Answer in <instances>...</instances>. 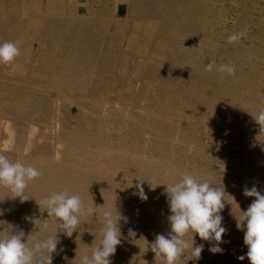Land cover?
Here are the masks:
<instances>
[{
    "label": "bare ground",
    "instance_id": "1",
    "mask_svg": "<svg viewBox=\"0 0 264 264\" xmlns=\"http://www.w3.org/2000/svg\"><path fill=\"white\" fill-rule=\"evenodd\" d=\"M209 2L210 0H0V42H19L20 48V55L14 61L0 64V152L13 162L19 160L31 164L43 173L29 182L25 190V196L29 198L26 201L21 202L19 197L9 198L7 196L11 193L7 189H0V209L4 210V214L0 216V221H3L0 222V232L6 230L7 234L12 227L14 231L24 230L26 238L30 235L32 239L36 238L40 235L41 220L47 218V212L43 211V198L53 192L67 191L70 195L79 194L85 206L94 202V205L102 207L94 216H82L81 225L72 237H67L62 232L57 233L60 241L57 249L68 251L63 256L61 252H57L59 257L63 259L67 256L70 260H78L84 254L90 255L92 249L100 244L102 212L111 209L115 217H121L124 223L121 227V244L110 257L111 264H119L123 257L120 253L124 251L129 252L128 256L123 257L125 264H161L150 245L156 234H167L171 230L163 216H169L170 211L168 208L164 213L162 208L160 210L162 204L166 207L168 205L165 185L178 182L184 174L192 175V171L183 172V167L171 166L170 163L157 166L155 158L153 160L145 156V151L149 148L146 147L145 150L138 147L134 141L128 145L120 136L116 139L111 136L104 139L102 135L104 131L108 135L120 128L121 124L132 122L137 135L152 133L159 137L163 143H157L156 146H160V152L165 154L170 148L167 150V145L163 144L169 137L180 145H187L186 139L178 138L175 131L183 117L195 124V119L200 116L198 108L189 102L191 99L200 100L206 96L210 111L216 107V97L222 94L227 99V105L231 103L232 95L222 91L218 83L217 86L214 84L213 71L197 67L200 59L195 56L196 51L210 47L208 34L215 23L207 17ZM140 37L144 41L141 47L143 51L134 52L133 47ZM125 39L124 50L127 52L123 53ZM150 47L153 50L150 58H147ZM120 52L124 54L119 60L123 68L121 79L114 74ZM227 55L230 54L219 51L216 59ZM129 64H132L130 75L125 70ZM198 74L204 78L202 85L198 82L199 77H195ZM118 81H125L127 86L122 96L126 103L121 102L125 107L118 106L117 101L121 99L117 95ZM134 84L140 88L135 92L138 95L133 92ZM132 98H135L136 103L141 99L138 101L140 104H133ZM47 103L52 108L44 109L43 105ZM48 113L53 116V124L50 126V136L46 134L49 138L45 139L46 135L42 136L38 129L33 128L37 126V120ZM90 117L96 119L95 125L91 123ZM166 121L174 124L165 128ZM26 135L29 137L27 144ZM39 139H45L46 142L38 143ZM140 143L144 146V143ZM171 150L172 148L169 152ZM175 154L174 157L177 155ZM243 157L242 155L241 158ZM223 160L220 158L213 166L210 165L211 172L204 166L209 170L207 173H212L209 177L224 178L228 175L226 161ZM250 160L248 161L253 164L257 163L254 159ZM189 163L190 161L187 165L191 166ZM169 168L174 169V179L164 174ZM256 168L252 170L256 171ZM190 169L194 172L193 168ZM137 178L145 180L142 187L147 200H141L134 194L137 192ZM129 228L136 231L134 238L128 237ZM54 229L55 225H52L49 231ZM191 236L189 233L185 239L191 242ZM194 240L197 245L204 244L202 252H210L209 241H202L198 235L194 236ZM223 241L227 243L228 240ZM239 245H232L234 255L244 256L242 246ZM55 260L56 257L53 256V264ZM179 264L199 263L183 258Z\"/></svg>",
    "mask_w": 264,
    "mask_h": 264
},
{
    "label": "rangeland",
    "instance_id": "2",
    "mask_svg": "<svg viewBox=\"0 0 264 264\" xmlns=\"http://www.w3.org/2000/svg\"><path fill=\"white\" fill-rule=\"evenodd\" d=\"M210 6H211V8H210ZM207 17L215 23H213V30L210 31L208 34L210 36V40H209L210 41L209 42L210 47L209 48H199L197 50L198 52L196 51L195 56L198 59H200V63L198 64L199 66L197 65V67L201 68V69L203 67L206 68V64H208L211 59L212 60L214 59V61H216L217 66L220 63H222V64L223 63L224 64H232V63L235 64L236 72H235L234 77L232 75H227V73H219L218 71L214 70L215 68L213 69V72H212V73H214V76H213L214 77L213 78L214 84L217 86V83H218V87L221 88L222 91L232 95L233 99H232L231 103H228V105H227V102H226L227 99H225L224 94H222V95L216 97V99H215L216 107L212 111H210L209 103L207 102L208 100H207L206 96H203L202 99H200V100H192L191 99L189 102L198 108V110L200 112L199 113L200 116L195 119V124L192 123L191 121L188 122L183 117L179 121L180 126H178L177 131H175V134L177 133L176 135L177 136L179 135L178 138L183 137L186 139L188 146L187 145L186 146L180 145L176 140H170V137H169V140L167 139L163 144V146L165 144L167 145V148L165 147L167 150L169 148L170 149L172 148V150L170 152H173L174 154L176 153L177 155L175 154L176 155L175 157L173 156L174 155L173 153L169 152L170 149L165 154L160 152V150H159V149H161L160 146H156V145H157V143L162 142V140L158 139L159 137H157L156 135H154L152 133H148L150 135H146V136L137 135V133L135 132V129H133L134 125L132 122L131 123L126 122L127 125L124 124L125 126L123 124H121L120 128L119 127L116 128L115 131L110 132L108 135H106V132L104 131L102 137L105 139V138H108V136H111L112 138L114 137L116 139L118 136H120V137H123L125 139V143L127 142L128 145L130 143L135 142L138 147L140 146L141 148H144L145 150L147 148H149L145 151L146 154L145 153L144 154H145V156H148L153 160L155 158L154 162H156L157 166H161V165L165 166L167 164L169 165V163L171 166H173V165L175 167L181 166V167H183V168L180 167L181 171H183V172L192 171V175L197 180H199V181L205 180L206 181L208 178L207 181L208 182L210 181L211 185H213L217 188H220V189L224 188V191L227 195H225V200H226L225 201V207L221 210L220 215H223L222 217L224 220V221L222 220V226L226 227L228 229V231L224 234V236L222 237V240L226 239L229 241V239H230V241L229 242L227 241V243H226V241H223V243L220 244V247L223 249L222 253L213 254L211 252H202L199 259H195L194 257L192 258V256L190 254L186 253V255L184 256V259L185 260L186 259L191 260V261L197 262L199 264L200 263H202V264H243V263L246 264L247 261L249 262V260L246 257V253H247L248 249L246 248L247 246L244 245V243H243L244 237L241 238L242 234L244 235V233H242L244 230L236 227L237 226V218L239 216L237 214L241 215L240 211L245 210V208L247 210L248 206L252 203V201L255 198L244 196L243 195V188L245 185H247L249 188H251L253 185H255L257 187V189L262 194H264V164H263L264 163V134H260V126L255 122V120L253 118V116L257 115L260 112V110H264V99H262L264 97V0H214V1L210 0L209 12L207 13ZM130 27H131V25L129 26V28ZM240 30H246V33H247L246 37H242L239 42L229 43L227 40L228 35L233 33V32H239ZM214 38H216V39H214ZM142 41L143 40L141 39V37L139 40L137 39V45L135 43V45L133 47L134 52H137V50L143 51V49H141V47L143 46L144 41L143 42ZM214 41H216V42H214ZM124 44L126 45V39L122 45L123 46V49H122L123 53L127 52L124 50V47H125ZM215 44H216V46H215ZM34 48H36V45H34ZM245 48H246V50H245ZM205 49H207V50H205ZM152 50H153V47H150V49H148L147 58H150ZM235 50H237L238 53ZM241 50H243V51L245 50V51L244 52L242 51V53H241ZM219 51H223V52L225 51L226 53H229L230 55H227V57L222 58V59H218V58L216 59ZM239 51L241 54L239 53ZM123 53L120 52V55L117 56L118 64L116 65V67L114 69V74L119 79H121V77H122L121 69H123V68H121L122 65H120L121 62L119 60L121 59V56L124 55ZM207 53H208V55H207ZM206 55H207V57H206ZM250 55L253 57L252 59H249ZM199 56H201V57H199ZM32 57H34V56H32ZM229 57H230V60H229ZM201 60H203L204 62ZM205 60H206V62H205ZM222 60H223V62H222ZM131 66H132V64H129V65H126V67H125V70H126L128 75H130ZM222 75H225V76H222ZM237 75H239L240 77ZM246 75H247V78H246ZM218 76H220V77H218ZM227 76H229V77H227ZM230 76H232V77H230ZM195 77L198 78L199 74L196 75ZM221 79H224L225 81L221 80ZM203 81H204L203 77L198 78V82H200L201 85L203 84ZM245 81H247V82H245ZM118 82L119 83H118L117 95L121 96V99L117 101L118 106L119 107H125V105L122 104L125 102V101H123L122 96L125 94V89L127 88V86L125 85L126 84L125 81H118ZM229 82H230V84H229ZM139 89H138V85H136V84L133 85L134 94H136L135 92H138ZM136 95H138V94H136ZM134 100H135V98H132L133 104L136 103V101H134ZM138 101L140 102L141 99L137 100V103H136L137 105L140 104ZM49 105H50V103L43 105L44 109L46 108V110H48V108L49 109L52 108L51 106L49 107ZM211 115H212V117H211ZM42 117H40L37 120L40 122V123L37 122L38 124L36 127H38V128L34 127L33 129L34 130L38 129L37 131L42 136L44 135V137L46 134L50 136V130H51L50 126L53 124V120H52L53 116L49 115V113H48L46 116L43 117V119L47 118V120L46 119L43 120ZM90 119H91V123L93 125H95L96 119L94 117H90ZM77 121L80 122L79 119H77ZM128 124H130L129 127H128ZM165 124H166L165 128H169V126L174 124V122L172 124H169V122L166 121ZM167 125H169V126H167ZM181 125H183V127L184 126L185 127L183 128ZM127 130H128V132H127ZM30 131H32V130H30ZM116 131H117V133H116ZM195 131H197V132H195ZM201 131H202V134H201ZM178 132H180V133L178 134ZM104 133H105L106 137H105ZM120 133H121V135H120ZM185 134H186V136H185ZM194 134H195V136H194ZM47 135H46L45 139H47V137L49 138V136H47ZM182 135H184V136H182ZM27 137L28 136L26 135V138H25L26 141L24 140L25 144H27V141L29 139V137L28 138ZM129 138H130V141H129ZM141 138H143V139L141 140ZM45 139H39L38 143L39 142L40 143L46 142ZM150 139H151V141H150ZM152 139L154 142L152 141ZM144 140H147V141H144ZM157 140L159 142H157ZM148 141L151 142L150 145H149ZM140 142H142V144L144 143V146L140 145L141 144ZM113 143H115V142H113ZM146 143H148V144H146ZM168 144H170V146H168ZM177 145H179V147ZM150 149H152V152ZM187 149L188 150L190 149V150L188 151ZM193 149H195V151H197V152L193 151ZM185 150H186V152H185ZM157 151H158V153H157ZM168 152L173 157H171V155ZM201 152H203V153H201ZM182 153H184V154H182ZM187 153H189L190 155L188 156ZM156 154H158L159 157ZM167 154H168V156L166 157L165 155H167ZM162 155L166 158V160H165V158H162L163 157ZM196 155H198V156H196ZM218 155L220 156V158L222 160L224 159L223 161H226V166H227L228 171H229L228 175L224 176V178H223V176L209 177V176H211L212 173L211 174L207 173L209 170L211 172L210 165L213 166L215 164L216 160L217 161L220 160ZM242 155L244 156L243 157L244 159L241 158ZM169 156L173 159L169 158ZM180 156L181 157L183 156L182 157L183 159ZM216 157H217V159H216ZM188 158H189V160H188ZM159 159H161L163 163ZM202 159L205 161H208V163L203 161ZM250 159L256 160L257 163H254V164H253V162L251 163L250 161H252V160H250ZM211 160L213 163L210 162ZM248 160H250V161H248ZM166 161H168V162H166ZM189 161L193 166L187 165V163ZM160 162H161V164H160ZM200 163H202L204 165L202 166V164H200ZM163 164H165V165H163ZM179 164H181V165H179ZM205 165L209 170H207V168L204 167ZM249 165H252V166L250 167ZM197 166H199V168ZM200 166L203 167V169ZM195 167L198 168L197 170L199 172L196 170ZM254 167H257L256 171L252 170V169H254ZM190 168H193V169L195 168L194 172ZM201 169H202V171H201ZM231 171H236V172H231ZM237 173L241 177L238 176ZM229 174H232V175L229 177ZM233 174L236 176L234 177ZM202 178H204V179H202ZM228 204H229V206H227ZM164 205L165 204H162L160 207V210L162 208L163 213L167 212L166 208H168V210H169V205H167V207ZM226 209H228L227 210L228 213H230L231 211L232 212L230 214H228L226 212L227 213L226 214V213H224L226 211ZM233 212H234L235 216H234ZM169 214H171V213L169 212ZM227 215L229 217H227ZM163 216L165 217L164 218L165 223L168 226H170L169 222L167 220L168 216H165L164 214H163ZM115 218L117 220L120 219L117 216ZM122 222H123V220L120 219V226L121 227L124 224ZM225 222H226V224H225ZM239 241H241V242H239ZM235 242L238 245L241 243L239 246H242L243 252L245 253L244 257L246 258V260L245 259L241 260V259H239V257H241V256H235L234 255L232 245H235L236 244ZM232 243H234V244H232ZM209 244H210V246H212L215 244V241H211V242H209ZM230 246H232V248ZM61 249H63V248L57 249V252H61L62 256L65 253H68V251L66 249L65 250L63 249L62 251H61ZM56 253H53V256L56 257L55 264H79V259L78 260H70V259H68L67 256H64V258L62 259ZM187 254H188V256H187ZM120 255L123 257L128 256L129 252L124 251V252H121ZM186 256H187V258H186ZM65 257H67V259H65ZM123 257H122V260L119 261V264H125L126 260ZM212 257L214 260L213 259L211 260ZM224 257H225V259H224ZM233 257H234V259H233ZM236 259H238L237 261H239V262H237ZM181 260H183V258ZM64 261H65V263H64ZM208 261H210V262H208ZM247 264H250V262Z\"/></svg>",
    "mask_w": 264,
    "mask_h": 264
},
{
    "label": "clouds",
    "instance_id": "3",
    "mask_svg": "<svg viewBox=\"0 0 264 264\" xmlns=\"http://www.w3.org/2000/svg\"><path fill=\"white\" fill-rule=\"evenodd\" d=\"M246 34V30L233 32L228 35L227 40L229 43L239 42ZM19 55V42H0V64L12 62ZM252 58L250 55L249 59ZM214 67L219 73L232 76L236 72L235 64L217 66L211 59L206 64V70L211 72ZM253 118L260 126V134H264V110ZM164 174L174 179L173 168L167 169ZM42 175L43 173L31 164L19 160L13 162L0 152V189H7L11 193L7 197L12 199L19 197L21 202L28 200L25 190L29 182ZM144 181L137 178L135 184L137 192L134 194L141 200L148 198L142 187ZM165 186L171 213L167 220L171 230L167 234L155 235V240L150 245L155 258H159L161 264H179L186 253L199 259L204 244H195V235L202 241H215L209 251L213 254L222 253L220 244L223 243L222 237L228 231L222 226L223 217L220 215L225 207L227 195L224 188H217L208 181L200 182L191 174H184L178 182ZM243 195L255 198L247 210L240 211L241 215L237 219V227L244 230V245L248 249L246 257L250 264H264V194L255 185L251 188L245 185ZM42 203L47 218L41 220L39 236L32 239L30 235L26 238L24 230L14 231L12 227L7 234L6 230L0 232V264H53V253L57 252V245L60 242L57 233L62 232L65 236L72 237L81 225V217L94 216L102 207L94 205V202L85 206L79 194L70 195L67 191L53 192L44 197ZM3 214L4 210L0 209V216ZM102 217L100 244L92 249L90 255L80 256L79 264H111L110 257L121 244V217L117 220L111 209H105ZM52 225H55V229L50 232L49 228ZM188 233L192 234L191 242L185 239ZM127 235L134 238L137 233L129 228ZM239 259L243 260L245 257L241 256Z\"/></svg>",
    "mask_w": 264,
    "mask_h": 264
}]
</instances>
